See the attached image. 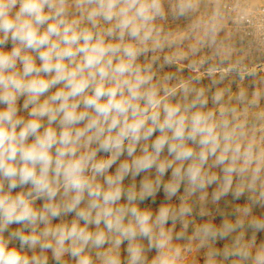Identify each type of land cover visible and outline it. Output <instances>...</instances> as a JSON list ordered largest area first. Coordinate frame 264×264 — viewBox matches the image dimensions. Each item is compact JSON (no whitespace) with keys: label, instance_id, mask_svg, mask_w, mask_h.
Returning <instances> with one entry per match:
<instances>
[{"label":"clouds","instance_id":"clouds-1","mask_svg":"<svg viewBox=\"0 0 264 264\" xmlns=\"http://www.w3.org/2000/svg\"><path fill=\"white\" fill-rule=\"evenodd\" d=\"M75 7L81 10L79 18H70L68 0H0V234L12 224L24 225L27 234L10 233L19 240L20 249H51L58 264L65 254L76 264H93L86 248H102L109 234H115L117 247L124 240L142 237L148 239L150 248L161 250L158 264H174L175 257L162 251L171 239L163 226L169 219L175 222L177 215L167 207L160 208L155 218L142 211L135 202L156 189L145 181L139 194L125 191V177L155 168L159 184L174 162L191 161L186 168L182 163L173 169V181L165 185L171 198L182 181L193 191L212 183L215 177L205 180L202 172L210 156L216 157L217 165L231 160L223 168L226 179L244 173L251 162V148L243 153L245 166L237 168L240 146L231 147L229 133L221 137L218 125L211 122L212 114L195 111L187 115L195 102L183 112L179 105L164 103L151 83L152 74L136 65L141 49L124 43V38L141 44L151 39L150 24L163 14L160 0H75ZM184 10L181 6L180 13ZM100 20L112 26L103 33L94 31ZM84 22L91 27H82ZM9 42L12 47L5 50ZM171 94L165 90V95ZM21 97L28 119L18 115ZM156 131L160 135L149 145ZM141 141L144 146L136 155ZM189 141L199 146L198 153ZM165 147L171 161L160 159ZM100 152L107 153V158H98ZM125 152L130 161L108 174ZM229 152L233 153L230 158ZM98 177L103 184L97 182ZM122 198L127 201L124 205L119 203ZM38 199L45 201L40 209L34 206ZM190 211L181 206L179 216ZM70 213L76 216L70 225L52 226L54 218ZM101 224L106 231L89 230ZM225 227L231 230L230 225ZM255 227L264 228V223L257 222ZM203 232L217 235L207 226ZM10 242L0 240V264H40L36 256L29 258L9 248ZM128 252L130 264H141V246L130 247ZM98 255L102 264H120L107 252ZM256 264H264V253L257 254Z\"/></svg>","mask_w":264,"mask_h":264},{"label":"rangeland","instance_id":"rangeland-1","mask_svg":"<svg viewBox=\"0 0 264 264\" xmlns=\"http://www.w3.org/2000/svg\"><path fill=\"white\" fill-rule=\"evenodd\" d=\"M160 4L163 14L150 24L153 29L151 39L141 44L127 36L124 38V43H133L141 49L136 65L152 74L151 83L164 103L179 105L183 112L186 106L195 102L196 107L190 109L187 115L195 111L212 114L211 122L218 125L217 132L221 137L229 133L233 137L231 147L240 146L241 157L235 164L237 168L245 166L243 153L249 148L251 162L244 173H233L226 179L223 168L231 160L217 165L216 157L210 156L202 172L205 180L215 177L212 183L193 191L186 180L182 181L171 198L166 195L165 185L173 181V169L182 163L186 168L191 161L174 162L173 167L159 178V184L156 183L155 168L135 177L128 175L123 181V188L139 194L142 182H151L156 191L143 201L137 200L136 206L142 211L151 212L153 218L162 207L169 208L177 215L175 222L169 219L163 226L171 239L168 247L162 251L175 257L174 264H256L257 254L264 253V228L255 227L257 222L264 223V41L262 37L258 39L256 31H264V22H261L263 28H255L247 25L243 19L255 11H264V0H160ZM181 6L185 9L183 14L180 13ZM68 9L70 18L80 17L81 10L75 7V0H68ZM81 26L91 27L87 22ZM111 26L100 20L98 29L94 31L103 33ZM156 42H159V47H156ZM4 47L5 50L11 49V42ZM166 89L173 94L165 95ZM23 101L21 97L17 103L20 109L18 115L28 119V113L22 107ZM225 122L227 127H224ZM159 135L160 132L156 131L147 143L150 145ZM144 143L141 141L137 146L136 155L141 154ZM188 144L197 153L200 151L198 145L191 141ZM223 144L221 139V147ZM232 154L229 152L227 155L230 158ZM107 156V153H98L100 159ZM130 159L125 152L108 170V174H114L120 163ZM160 159H173L167 147ZM97 182L103 184V178L98 177ZM26 190L27 187L17 188L13 194ZM217 195L219 199L214 198ZM44 203L43 199H38L34 206L40 209ZM119 203L126 204V198ZM85 206L86 202L81 205ZM181 206L189 207L190 213L180 217ZM75 219V213H70L54 218L51 223L52 226L61 223L70 225ZM79 223L84 225L83 221ZM226 225H230L231 230ZM205 226L217 235H205ZM39 227L42 230L44 225ZM18 230L25 234L28 232L24 225L12 224L0 234V240H10L9 248L14 247L29 258L36 256L40 264H58L51 249L42 250L39 246L20 249L19 240L10 236V233ZM89 230L106 231L103 224L99 229L89 226ZM220 232L226 234L220 236ZM158 233L157 228L154 230L155 238H158ZM115 238V234H109V242L102 248H86L93 264H102L98 254L105 252L117 257L120 264H130L128 249L135 246L143 248L141 264H158L156 257L161 250L150 248L148 239L137 237L131 242L124 240L117 247ZM177 249L178 256L175 255ZM61 264H76V260L65 254Z\"/></svg>","mask_w":264,"mask_h":264},{"label":"built area","instance_id":"built-area-1","mask_svg":"<svg viewBox=\"0 0 264 264\" xmlns=\"http://www.w3.org/2000/svg\"><path fill=\"white\" fill-rule=\"evenodd\" d=\"M243 20L247 25H253L255 28H263L261 22H264V11L262 9L255 11L250 17H246ZM256 32L258 39L262 37L264 41V31L258 30Z\"/></svg>","mask_w":264,"mask_h":264}]
</instances>
